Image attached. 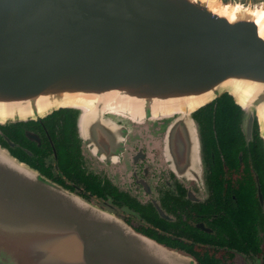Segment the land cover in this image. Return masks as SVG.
<instances>
[{
    "label": "water",
    "instance_id": "1",
    "mask_svg": "<svg viewBox=\"0 0 264 264\" xmlns=\"http://www.w3.org/2000/svg\"><path fill=\"white\" fill-rule=\"evenodd\" d=\"M263 6L264 0H0V125L74 107L68 103L75 99L120 106L133 98L126 102L140 103L154 119L174 118L176 151L183 145L188 161L200 162L194 113L227 94L248 123L257 120L264 147L257 117L258 110L264 116V26L254 14ZM100 218L0 146V264H109L104 235L117 223ZM150 248L151 264L189 262Z\"/></svg>",
    "mask_w": 264,
    "mask_h": 264
},
{
    "label": "flooded vegetation",
    "instance_id": "2",
    "mask_svg": "<svg viewBox=\"0 0 264 264\" xmlns=\"http://www.w3.org/2000/svg\"><path fill=\"white\" fill-rule=\"evenodd\" d=\"M106 100L0 125V146L117 223L104 235L109 264H151L156 245L188 264H264L257 120L227 94L199 108L200 162H189L174 118Z\"/></svg>",
    "mask_w": 264,
    "mask_h": 264
},
{
    "label": "bare ground",
    "instance_id": "3",
    "mask_svg": "<svg viewBox=\"0 0 264 264\" xmlns=\"http://www.w3.org/2000/svg\"><path fill=\"white\" fill-rule=\"evenodd\" d=\"M212 3H215V1H211ZM254 14H256V17H257V22L260 23L261 27L264 26V6L260 9H255L254 10ZM237 101L244 107L246 106V102L241 99V98H238ZM204 102V100H199L197 101V103H195L194 105H197V104H200ZM68 103V102H66ZM76 104V105H87L86 102H82L80 101L79 99H75V100H71L69 101L68 104ZM258 121L262 124V131H263V135H264V116L263 114L260 112V110H258Z\"/></svg>",
    "mask_w": 264,
    "mask_h": 264
}]
</instances>
